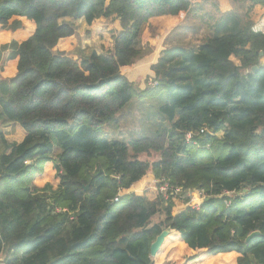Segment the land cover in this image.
<instances>
[{"label": "trees", "instance_id": "16d2710c", "mask_svg": "<svg viewBox=\"0 0 264 264\" xmlns=\"http://www.w3.org/2000/svg\"><path fill=\"white\" fill-rule=\"evenodd\" d=\"M192 8L0 0V121L24 132L20 143L0 132V264H264V33L222 17L197 47L158 49ZM65 19L108 23L110 56L75 54ZM158 96L165 128L103 136L133 98ZM49 174L56 188L35 183Z\"/></svg>", "mask_w": 264, "mask_h": 264}, {"label": "rangeland", "instance_id": "374dc122", "mask_svg": "<svg viewBox=\"0 0 264 264\" xmlns=\"http://www.w3.org/2000/svg\"><path fill=\"white\" fill-rule=\"evenodd\" d=\"M248 6V3L235 0H200L195 2L192 10L183 16L181 22L168 34L166 39H159L158 49H168L174 46H182L186 49L195 48L212 35L214 25L218 24L222 17H226L228 28H232L235 19L240 24L245 23L247 20H250L252 25L257 22H264V7H257L256 12L253 13V9L248 11ZM64 21L72 24L75 28L78 41L77 46L73 50L75 54L88 55L94 47H97L94 44L96 42L98 43L99 55L110 56L113 41L109 40L108 36L105 40L104 37L96 36L93 38L92 36V34L103 35L94 32L100 31L102 28L107 29L108 23H103L99 28L100 30H95L90 29L86 23H80L78 20L65 19ZM141 47L145 56L148 55V51L151 52L148 45L141 43ZM233 60L235 61V59ZM166 102L167 97L164 96L149 100L133 98L118 113L116 123L103 126V136L110 140L127 142L131 139L150 135L156 130H162L167 124L160 117L158 108ZM0 132L10 141H19L21 133L24 136V132L19 126L2 121H0ZM1 151L2 144L0 142ZM148 158L146 156L141 157V159ZM148 160H153V157ZM45 182L50 183L54 188L58 185V180L53 174L35 180V183L39 186H42ZM134 189L136 191L141 190L142 185L136 186ZM161 219L160 215L156 216L151 221V224L159 223Z\"/></svg>", "mask_w": 264, "mask_h": 264}, {"label": "built area", "instance_id": "2783aa9c", "mask_svg": "<svg viewBox=\"0 0 264 264\" xmlns=\"http://www.w3.org/2000/svg\"><path fill=\"white\" fill-rule=\"evenodd\" d=\"M252 31L253 32H260V33H264V22H257L255 24H253L252 26ZM206 130H200L199 131V134H203L205 133ZM194 135L192 133H187L185 135V140L186 142H190L192 139H193ZM173 188L170 187L167 183H164L163 185H161L159 187V192L161 194H163L164 197L167 198L168 194H167V191H172ZM179 191V189H175L173 191V193H177ZM171 193V195L173 194ZM116 200V199H115ZM199 202H200V197H191V200H190V203L193 205L194 208H199Z\"/></svg>", "mask_w": 264, "mask_h": 264}, {"label": "water", "instance_id": "95a60500", "mask_svg": "<svg viewBox=\"0 0 264 264\" xmlns=\"http://www.w3.org/2000/svg\"><path fill=\"white\" fill-rule=\"evenodd\" d=\"M261 55V54H260ZM264 66V62H263ZM257 67H253L252 71H256ZM209 134H207L208 136ZM86 189V188H85ZM169 234V230H163L159 236L156 237L154 242L150 245V256L154 257L158 250L160 249L162 243L165 240V237ZM258 233H252L246 238V242L249 241L251 238L258 236Z\"/></svg>", "mask_w": 264, "mask_h": 264}, {"label": "crops", "instance_id": "0c3cea01", "mask_svg": "<svg viewBox=\"0 0 264 264\" xmlns=\"http://www.w3.org/2000/svg\"><path fill=\"white\" fill-rule=\"evenodd\" d=\"M200 0H190V2L191 3H195V2H199ZM260 8V6H256V7H254L253 8V13L254 12H256V8ZM80 23H84L85 24V22H84V20L83 19H80V20H78ZM102 25V24H101ZM104 32V33H103ZM94 33H97V34H103V35H95V34H92V36H93V38H95L96 36H100V37H104V40L106 39V37L108 36V38H109V40H112V38H111V34L108 32V30L106 29V28H102L100 31H95ZM104 34H106V35H104ZM76 38H77V35H76ZM100 41V40H99ZM77 43H78V41L76 42V46H77ZM94 44H96L97 45V47H98V43H94ZM97 47H94L93 49H92V51H95L97 54H99V51H98V49H97ZM91 52V51H90ZM85 54V53H84ZM86 55V54H85ZM263 62H264V60H262L261 61V63L263 64ZM23 138H24V136L22 135V133H21V139L19 140V141H10V140H8V139H6L7 140V142H16V143H20L22 140H23ZM54 188V187H53Z\"/></svg>", "mask_w": 264, "mask_h": 264}]
</instances>
